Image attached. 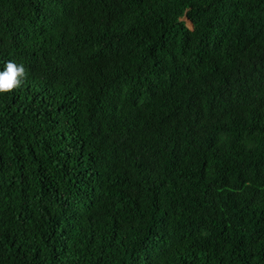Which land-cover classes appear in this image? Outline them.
<instances>
[{
    "label": "trees",
    "instance_id": "obj_1",
    "mask_svg": "<svg viewBox=\"0 0 264 264\" xmlns=\"http://www.w3.org/2000/svg\"><path fill=\"white\" fill-rule=\"evenodd\" d=\"M8 61L0 264H264V0H0Z\"/></svg>",
    "mask_w": 264,
    "mask_h": 264
},
{
    "label": "clouds",
    "instance_id": "obj_2",
    "mask_svg": "<svg viewBox=\"0 0 264 264\" xmlns=\"http://www.w3.org/2000/svg\"><path fill=\"white\" fill-rule=\"evenodd\" d=\"M26 75L27 72L24 64L8 61L0 68V94L19 88Z\"/></svg>",
    "mask_w": 264,
    "mask_h": 264
},
{
    "label": "rangeland",
    "instance_id": "obj_3",
    "mask_svg": "<svg viewBox=\"0 0 264 264\" xmlns=\"http://www.w3.org/2000/svg\"><path fill=\"white\" fill-rule=\"evenodd\" d=\"M187 25L190 27V24H189V22L187 21Z\"/></svg>",
    "mask_w": 264,
    "mask_h": 264
},
{
    "label": "water",
    "instance_id": "obj_4",
    "mask_svg": "<svg viewBox=\"0 0 264 264\" xmlns=\"http://www.w3.org/2000/svg\"><path fill=\"white\" fill-rule=\"evenodd\" d=\"M189 24H190V27H191L192 25H191V23H190V22H189Z\"/></svg>",
    "mask_w": 264,
    "mask_h": 264
}]
</instances>
